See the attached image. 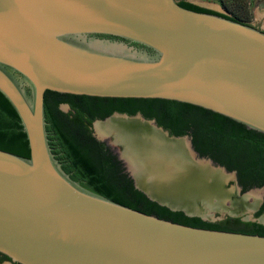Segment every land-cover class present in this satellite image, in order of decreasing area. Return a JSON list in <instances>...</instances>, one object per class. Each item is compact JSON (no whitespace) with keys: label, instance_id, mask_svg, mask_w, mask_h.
Segmentation results:
<instances>
[{"label":"water","instance_id":"95a60500","mask_svg":"<svg viewBox=\"0 0 264 264\" xmlns=\"http://www.w3.org/2000/svg\"><path fill=\"white\" fill-rule=\"evenodd\" d=\"M47 90L179 101L264 133L263 30L177 0H0V91L30 146L29 157L0 149V252L19 264H264L262 235L160 218L73 180L49 145ZM93 126L135 186L172 210L204 218L232 192L228 177L242 192L235 171L140 112ZM262 200L229 216L264 224Z\"/></svg>","mask_w":264,"mask_h":264},{"label":"trees","instance_id":"16d2710c","mask_svg":"<svg viewBox=\"0 0 264 264\" xmlns=\"http://www.w3.org/2000/svg\"><path fill=\"white\" fill-rule=\"evenodd\" d=\"M178 3L191 10L234 20L223 12L188 0H179ZM62 104H68L69 110L64 111ZM115 112L129 115L140 112L148 119H155L172 135H189L200 156L209 157L228 171L237 173L242 193L264 187V133L209 109L179 101L96 97L51 90L45 93L49 145L56 159L62 163L63 170L82 186L120 204L174 222L264 236V224L257 221L233 216L210 221L201 216H191L183 210H172L160 204L138 189L118 155L93 134L94 122ZM0 149L24 157L30 155L21 118L1 91ZM261 214H264V203L256 217ZM7 260L11 261L0 252V263Z\"/></svg>","mask_w":264,"mask_h":264},{"label":"rangeland","instance_id":"374dc122","mask_svg":"<svg viewBox=\"0 0 264 264\" xmlns=\"http://www.w3.org/2000/svg\"><path fill=\"white\" fill-rule=\"evenodd\" d=\"M188 1L224 13H231V14L239 13V15L246 18L250 22L260 25V27L264 28V0H238V1H242L241 3L244 4V7L242 9H239L240 11L230 10L229 7H227L225 4H221L220 0H188ZM223 2H225L228 6H230V8L233 7L231 6L230 0H223ZM94 131H95V127L93 126V132ZM102 140L108 143V145L111 147V149H113V151L117 155L121 153L120 148H118L117 145H115L114 143L113 145H111L112 141L109 139L108 135L105 134V137L102 138ZM212 166L214 167L215 165ZM225 181H226L225 186L227 191L232 190V192L229 191L226 195H224L222 204H218L214 207H209V206L206 207L207 210L202 213L204 215L203 217L206 220L216 221L229 216V212L235 210V208L237 207L238 200L244 203L246 202L247 204L248 203L253 204L258 199H261L264 196L263 188H254L246 193H242L239 190V188L237 189V191L233 190L235 187L234 178L228 177L226 178ZM239 217L246 219L247 213H243ZM263 218H264V214H263ZM0 264H13V262L7 260L1 262Z\"/></svg>","mask_w":264,"mask_h":264},{"label":"flooded vegetation","instance_id":"af4514ba","mask_svg":"<svg viewBox=\"0 0 264 264\" xmlns=\"http://www.w3.org/2000/svg\"><path fill=\"white\" fill-rule=\"evenodd\" d=\"M231 2V6H233V7H231L230 8V6H228L225 2H223V0H220V2H221V4H225L227 7H229V9L230 10H237V11H240L239 9H242L243 7H244V4H242L241 2L242 1H238V0H230ZM239 5V6H238ZM226 7V8H227ZM208 8V7H207ZM215 10V9H214ZM218 11V10H217ZM221 12V11H220ZM224 13V12H223ZM225 14H227V15H229V16H231L232 18H234V20H237V21H239V22H242V23H246V24H249V25H252V26H254V27H256V28H259V29H261V30H263L264 31V28H262V27H260V25H257V24H255V23H252V22H250L249 20H247L246 18H244V17H242L241 15H239V13H235V14H231V13H225ZM263 203H264V196H263V200L261 201V203L258 205V207H257V209L255 210V213H254V216L256 217V212L257 211H259L260 210V208L262 207V205H263ZM263 214H261L260 216H262ZM260 216H258V217H256V218H259ZM257 221V220H256ZM258 222V221H257ZM4 262V261H3ZM13 264H15V262L13 263Z\"/></svg>","mask_w":264,"mask_h":264},{"label":"bare ground","instance_id":"6f19581e","mask_svg":"<svg viewBox=\"0 0 264 264\" xmlns=\"http://www.w3.org/2000/svg\"><path fill=\"white\" fill-rule=\"evenodd\" d=\"M99 127H98L99 132H104L103 131V127H105V126H99ZM175 148H176V150H175L176 152H180L181 153L185 149V145L184 144H180V145H177ZM203 169H205V168H203ZM204 171H205L206 174H210V175L213 174V170H210L209 168L205 169Z\"/></svg>","mask_w":264,"mask_h":264}]
</instances>
